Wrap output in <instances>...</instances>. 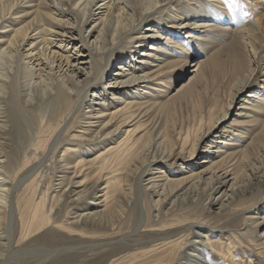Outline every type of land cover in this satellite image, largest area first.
<instances>
[{
	"label": "bare ground",
	"instance_id": "obj_1",
	"mask_svg": "<svg viewBox=\"0 0 264 264\" xmlns=\"http://www.w3.org/2000/svg\"><path fill=\"white\" fill-rule=\"evenodd\" d=\"M95 1L0 0V59L10 65L0 73V264H83L97 247L123 253L130 244L139 248L87 264H169L183 247L191 252L176 264H264V0H246L245 20L225 0ZM89 22L92 42L77 30ZM161 39L165 49L147 47ZM189 63L191 83L168 97L167 80ZM180 100L195 110L192 125L168 114L177 130H160L156 112ZM238 101L236 117L250 125L234 130V119L223 129ZM35 125L30 137L25 128ZM141 192L157 197L146 226ZM255 192L246 233L235 220L197 221L211 206L237 212ZM130 221L143 241L127 240Z\"/></svg>",
	"mask_w": 264,
	"mask_h": 264
},
{
	"label": "rangeland",
	"instance_id": "obj_2",
	"mask_svg": "<svg viewBox=\"0 0 264 264\" xmlns=\"http://www.w3.org/2000/svg\"><path fill=\"white\" fill-rule=\"evenodd\" d=\"M98 1L99 0H96L95 3H98ZM29 2H32V1H29ZM225 2L227 4H230L231 6H233L232 8H234L235 13L240 17L241 20H245L246 18H248V17L251 16V14H250L251 11L249 10L248 2L246 0H225ZM95 3L93 4V6H89L88 11H91L92 9L93 10L96 9V7L94 8ZM30 4H25L23 7L24 8H27V6H29ZM32 5L33 4H31L30 6H32ZM19 7H21V6H19ZM79 7H80V5H78L76 8H75V6H72L71 10L75 8V10L77 11V9ZM64 9L65 10H68V7H64ZM21 16H23V14L22 15H18V16H14L13 18H18V17H21ZM6 18H8V16ZM86 19H87V17H86ZM81 25L79 26V29L77 28L78 27V24L75 26V28H77V30H80L82 32V35H83L84 38L87 37L92 42L94 40V38H91L92 37L91 34L94 32L93 29H92L93 23L89 22V24H87V25H84V26H83V24H81ZM3 31H4V29H0V32H3ZM141 32H142L143 36L146 35V31L145 30L144 31L142 30ZM75 34L77 35V33H75ZM78 38L80 39V36H78ZM77 42H78L77 45H80L79 47H81L80 41H77ZM155 42L156 41H149L148 44H147V47L150 46L151 44H156L161 49H163V48L165 49L166 48V46H165L166 40L161 39V40H159V42H157V43H155ZM27 49H28V47H27ZM146 50L148 51V49H146ZM129 51H131V50H129ZM158 52L159 51H157L156 53H158ZM83 54L84 55H87V51L85 50L83 52ZM206 57L207 56H205V55H199L195 61H201V60L205 59ZM3 58L4 57H1V59H0V70H1L0 73H3L4 71H10L9 70L10 69V65ZM195 61L193 60L192 62L194 63ZM193 63H189L186 67L182 66V68L183 67L185 68L184 70L182 68H180L182 70L175 69L173 71L174 75L172 76L171 79H168L167 80V86H168V88L170 90L168 92V97H172V96L176 95L178 93V91L182 87H184V86H186V85H188V84L191 83L190 80L194 77V74H191L190 73V72L193 71V68H192ZM115 70H116V68L112 67L111 69L108 70V72L106 73V75H111V74L115 73ZM28 94H29V97L27 99H30V102H32V104H35L34 101H33V93L31 91H29ZM106 97H107V100H105V102L106 103L110 102V98H112V96L111 95H107ZM204 97L206 98V94L205 93L203 94V98ZM92 99H93L92 94L89 93V95H88V97L86 99V103H93L94 104V102L98 101V100L93 101ZM88 101H90V102H88ZM240 104H242V103H239V101H238L230 109V111L228 113L229 116H228L227 120L225 121V124L222 126V128L223 127L229 128L228 127L229 124L232 123L234 119H235V121L233 122L234 125L236 124V121L237 122H241V123H239V125H240L239 127H236L235 126L233 128L234 130H238V129L242 128V127H247L248 128V126L250 125L249 123L243 122V120L240 119L239 116L236 117V114L237 113L239 115L241 114V110L242 109H240V107H241ZM191 105L192 104H189V103H183V100H180V101H177L175 104H173V109L170 112H166L165 110H162L163 113H159L157 111L156 114H155V116H156L155 118L158 121V125L160 123L159 129L160 130H165V131L166 130H169L170 133L175 134V130H177V126H175L174 128L172 127V129H171L170 123H167V121H166V120H168L167 119L168 114H171L170 117L172 118V120L176 124H180L181 122H184V124H186L187 126L192 125V122H190V120L192 119L195 110L192 108ZM84 107L82 108V110H84L85 113H87V112H89L91 110V108H87L88 106H86V105H84ZM27 110H28V108H27ZM36 110H37V108H36ZM162 117H163V119H162ZM99 125H100L99 123H96V127L99 126ZM36 128H37L36 125L35 126H28V127L25 128V131L31 137V136L34 135V133L36 131ZM95 128H93V129H95ZM68 132H69V134H73L70 131H68ZM27 145L28 144L26 143V141L25 140H22L21 141V145L17 149V155H18V152L21 154L23 152V150L25 149V146H27ZM63 152H64V150L60 151L59 152V156H62ZM254 158L257 159L256 156H254ZM44 160L47 161L48 159L45 158ZM46 161H44L45 163L43 164V168L46 165H47L46 167H48L50 165V162H46ZM238 168H239V166H235V172H236V174L237 173H240V172H237V169ZM152 173H153V171L151 173H147L144 176L143 182H142V186L143 187L144 186H148V182H150V179L152 178V175H151ZM76 181L78 182V181H80V179L75 178V182ZM85 184H86L85 186L88 187V186H90L91 182H85ZM162 184H163V181L160 182V185H162ZM230 185H231V182H229L227 184V186H226L225 189L229 190L230 189ZM251 186H254V182H251ZM248 188H249V185L247 183H245V184H243L242 189H239V192H241L242 194H247V191L250 190ZM73 189H75V187ZM242 190H243V192H242ZM77 191H79V190H77ZM218 196L221 197V194L218 195ZM260 197H262V196L257 195V193L255 192L253 195H251L250 197H248V199L245 201L244 206L240 207V209L237 212H233L232 211L231 213H226L225 215L219 214L220 216H224L222 221H218V219H217V217H219V215L217 213H218V208L220 207V205H218V206H211L212 207L211 211H209L208 213L206 211H203L202 217L198 218L197 221H203L202 218L204 217L203 218L204 219L203 222H205L209 227H216V226H220V224L222 225V224H224V223H226L228 221H232V220L234 221L235 220V222H236L235 223V230L237 232H240V233L244 234V233L247 232L248 228H245V226H246L245 223L243 224V221H242L243 220V216L246 217V218L249 217V216H251V214H249L248 212H246L245 208H249V207L254 206V204L257 203L260 200ZM216 198H219V197L216 196ZM221 198H222L223 202H225L228 199V197H221ZM140 200H141V208H142L141 209L142 210V213H141V221H143V225L146 226L148 223H150V222H152V221L155 220V219H152L151 218V215H150L151 213H150V210H149V206H150L152 200L153 201L154 200L155 201L157 200V197H153L149 201V199H146V197L143 195V192H141ZM242 214H244V215L242 216ZM262 217H263V215L260 214L258 216L255 215L253 218H258L259 219L258 222L260 224V223H263ZM128 224H129L128 227H126V229H124V232H123L126 236L129 235L128 238H127V240L132 241V242L133 241H138V242L139 241H143L144 238H142L141 235H140L142 229L136 230V227H135V224H134L133 221H130ZM261 227H262V229H260V230L261 231H264V224ZM215 233H217V232H215ZM259 234H260V232L259 233H256V236L258 237ZM115 240H117V238H115V239L113 238L111 240L109 238H105L102 241L108 242V241H115ZM189 240H191V242H194V241H198L199 239L197 237H190ZM213 240H217V239H213ZM88 242L91 243L90 240ZM31 248L32 249H35V247H31ZM129 248L130 249H128V250L130 252L131 251L133 252L135 249H137L139 247L138 246H135L134 244H130V247ZM48 249H50V248H48ZM189 249L190 248L185 249V247H183L182 249H179L176 253H174L172 255L174 260L172 262H170L169 264H176L177 261L181 258L182 253L184 251H186L188 253L191 252V250H189ZM122 250L123 249H117V246L116 247H113V246L97 247L93 251L87 252L85 254V256L87 258L86 259H83V257H82L80 259V261L81 260L82 261L84 260L83 264H87L88 262H95L96 259H98V258L100 259L102 256H104L105 254H109L110 252H115L117 254V257L124 256L127 252H129L127 250V252L125 251V252L121 253ZM246 252H248V251H246ZM117 257H115V259ZM253 259H256V257H254ZM49 261H50V259L49 260H46V262H49ZM37 262H38V264H42V262H44V261H41L40 262L39 259H36V260H32V261H30L28 263L26 262L24 264H37ZM46 262L43 263V264H48ZM13 264H23V263L22 262H18V263L17 262H14Z\"/></svg>",
	"mask_w": 264,
	"mask_h": 264
}]
</instances>
